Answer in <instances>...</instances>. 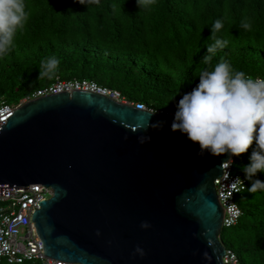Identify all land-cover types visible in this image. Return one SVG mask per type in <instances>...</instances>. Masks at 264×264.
Masks as SVG:
<instances>
[{
    "label": "water",
    "instance_id": "water-1",
    "mask_svg": "<svg viewBox=\"0 0 264 264\" xmlns=\"http://www.w3.org/2000/svg\"><path fill=\"white\" fill-rule=\"evenodd\" d=\"M151 114L74 91L25 102L0 126V188L51 190L31 215L47 258L223 264L213 182L227 157L198 156L197 144L171 131L172 117ZM142 136L150 139L140 145Z\"/></svg>",
    "mask_w": 264,
    "mask_h": 264
},
{
    "label": "trees",
    "instance_id": "trees-1",
    "mask_svg": "<svg viewBox=\"0 0 264 264\" xmlns=\"http://www.w3.org/2000/svg\"><path fill=\"white\" fill-rule=\"evenodd\" d=\"M25 3L30 18L18 32L15 47L0 59V98L8 94L21 101L48 89L56 77L89 78L144 104V97H159V92H190L200 73L222 59L247 76H262L264 0H156L147 8H139L136 0ZM245 18L252 31L240 27ZM216 19L223 20L218 35L229 45L205 64L206 46L213 43L209 29ZM52 56L60 60L56 75L38 79L41 60ZM169 69L180 76L174 78ZM251 151L234 157L235 176L243 177L241 168L248 164ZM257 178L264 180V175ZM245 199L238 221L222 231L239 264H264V193L247 191Z\"/></svg>",
    "mask_w": 264,
    "mask_h": 264
},
{
    "label": "clouds",
    "instance_id": "clouds-1",
    "mask_svg": "<svg viewBox=\"0 0 264 264\" xmlns=\"http://www.w3.org/2000/svg\"><path fill=\"white\" fill-rule=\"evenodd\" d=\"M78 2L82 5H98L100 0H78ZM155 2L156 0H136L139 8H147ZM29 18L30 12L27 10L25 0H0V59L5 58L15 47L18 32L26 26ZM240 27L246 31H252L253 26L251 21L245 18L241 21ZM223 28L224 22L222 19H216L211 24L209 29L211 34L208 39L212 40L213 43L206 46V54L203 57L205 64H211L217 50H223L228 47L229 40L223 38L222 35H218ZM59 64L60 60L54 56L41 60L38 79L45 77L48 79L54 78ZM56 80L73 81L78 79L56 77ZM88 80L95 82L91 79ZM198 80L199 82L190 92L182 95L176 104V110L172 111L174 116L172 117L171 131H178L185 135L189 141L197 144L199 146L197 155L200 157H204L206 154L213 157L226 156L227 159L222 163H228L232 160L231 173L234 157L247 153L251 148L252 151L248 158L249 162L241 168L243 177L236 176V181L243 184L244 189L235 195V202L236 197L244 192L246 188L249 193H264V180L257 178L258 174L264 175V77L247 76L243 71L234 70L227 60L222 59L211 70H203ZM95 83L99 85L97 82ZM111 90L118 91L128 103H132V105H126L112 100L118 104L136 109L133 104L141 103L132 102L130 98L117 89ZM35 92L14 104L16 106L15 109L25 102L43 97H32ZM72 92L74 91L62 93L71 94ZM0 100L4 101L3 99ZM143 105L149 108L145 104ZM140 111L146 110L141 109ZM159 112L155 111L150 116L154 114L166 116L164 112L163 114H159ZM151 127L154 130H160L162 123L156 122ZM149 139L150 137L148 136H142L138 137L137 142L143 145ZM232 175L235 176L233 173ZM246 181L248 182V187ZM214 187L216 192L215 184ZM236 204L241 212L240 217L242 211L239 204L237 202ZM232 209L235 210L234 215L239 214L235 204L232 205ZM140 228L146 230L150 228V224L142 222ZM96 235L99 236L100 232L97 231ZM225 250L231 251L226 247ZM133 255L143 258L145 252L141 247L137 246Z\"/></svg>",
    "mask_w": 264,
    "mask_h": 264
},
{
    "label": "built area",
    "instance_id": "built-area-1",
    "mask_svg": "<svg viewBox=\"0 0 264 264\" xmlns=\"http://www.w3.org/2000/svg\"><path fill=\"white\" fill-rule=\"evenodd\" d=\"M83 91L105 96L111 100L128 103L118 91L101 87L95 82L82 79L73 81L56 80L48 89L38 90L32 97L62 92ZM133 106L138 110L155 113V110L146 108L141 103ZM15 105L0 100V125L13 114ZM163 114V112H159ZM173 117L174 112L165 113ZM232 160L222 164V175L214 181L216 194L224 211L223 226L228 227L236 223L240 210L235 202V195L244 189L243 184L236 181L231 173ZM235 181V183H234ZM51 196V190L43 185L35 184L27 187L0 188V262L8 264H23L38 262L39 264H74L55 261L44 255L43 244L38 238L33 223L32 213L39 209V202ZM5 204V205H2ZM237 206L238 215H234L232 205ZM223 264H238L232 251L227 250L223 257Z\"/></svg>",
    "mask_w": 264,
    "mask_h": 264
},
{
    "label": "rangeland",
    "instance_id": "rangeland-1",
    "mask_svg": "<svg viewBox=\"0 0 264 264\" xmlns=\"http://www.w3.org/2000/svg\"><path fill=\"white\" fill-rule=\"evenodd\" d=\"M259 72H262L261 75L264 77V69H261ZM167 73H169L170 75H172L176 79H177V77L180 76V73L173 72L171 69H169L167 71ZM88 79L89 78H87V80ZM126 93H127V91H126ZM183 94H184L183 92L179 93L178 91L172 92L169 90H167L165 93L159 92V95H161L159 97H154V98L144 97V104L145 105L147 104L146 105L147 107L154 109L157 112H159V111L172 112V111L176 110V104L178 103L179 99L182 97ZM0 99L5 100L8 104H16L20 101V100H15L13 98V96L8 95V94H4V96ZM131 100H132V102H136V100L134 98H132ZM246 193H247V190L240 193L236 197V202L240 205V207H242V206L245 207L247 205V201L245 199ZM2 205H5V204H2ZM220 240H221L222 244L224 245V247L231 248L233 250V248L230 245V242L227 240V236L225 235V230H223V231L221 230ZM34 263L39 264L38 262H34Z\"/></svg>",
    "mask_w": 264,
    "mask_h": 264
}]
</instances>
